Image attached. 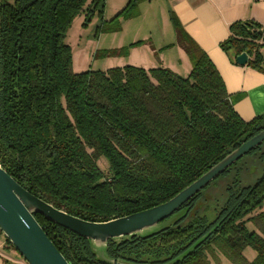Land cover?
<instances>
[{"label": "trees", "instance_id": "trees-1", "mask_svg": "<svg viewBox=\"0 0 264 264\" xmlns=\"http://www.w3.org/2000/svg\"><path fill=\"white\" fill-rule=\"evenodd\" d=\"M142 1L128 0L100 29L119 31ZM85 2L0 0V164L54 207L102 222L169 200L258 133L264 114L239 117L217 68L176 19L191 63L186 77L162 66L73 71L66 31L85 9L86 20L101 15L106 0ZM220 45L247 53V65H264V28L251 22L233 24ZM246 156L261 164L248 184ZM221 176L223 191L213 196ZM216 179L159 231L108 240L106 256L125 264H217L218 252L232 264H264V142ZM34 216L70 264H112L89 239ZM247 247L256 253L250 261Z\"/></svg>", "mask_w": 264, "mask_h": 264}, {"label": "crops", "instance_id": "crops-1", "mask_svg": "<svg viewBox=\"0 0 264 264\" xmlns=\"http://www.w3.org/2000/svg\"><path fill=\"white\" fill-rule=\"evenodd\" d=\"M127 1L116 2L114 12H119ZM107 3L109 4V0H106L105 6ZM142 11L149 12V25L152 28L161 29V26L158 27L154 23L161 18L162 21H167V26L169 22L176 32L173 23V19H176L184 36L204 51L217 68L233 100V108L241 119L249 121L264 114V65H240L236 61L235 51L224 50L220 45L231 34V26L235 23L251 22L259 28H264V0H145L139 4V16ZM123 21L125 20L121 21V25ZM138 41L142 43L134 50L145 53L141 57L146 58L144 65L149 68L162 66L178 72L179 66L183 65L190 71L191 63L183 46L178 43L177 35L176 39H168L165 35L155 37L154 32H150L146 38L133 42ZM167 51H173V56H165L163 53ZM154 57L158 58V63L153 61ZM241 163H245L243 170L253 171L252 175L241 173L243 183L253 182L261 172L260 162L253 156H247ZM0 264H28L2 233Z\"/></svg>", "mask_w": 264, "mask_h": 264}, {"label": "water", "instance_id": "water-1", "mask_svg": "<svg viewBox=\"0 0 264 264\" xmlns=\"http://www.w3.org/2000/svg\"><path fill=\"white\" fill-rule=\"evenodd\" d=\"M248 59L245 52L236 56L240 65H245ZM263 142L264 127L169 200L102 222L84 220L54 207L21 186L0 164V232L28 264H70L36 220L34 214H40L89 239L102 260L112 264H125L106 256L108 240L133 235L147 236L159 231L166 224L164 220Z\"/></svg>", "mask_w": 264, "mask_h": 264}, {"label": "rangeland", "instance_id": "rangeland-1", "mask_svg": "<svg viewBox=\"0 0 264 264\" xmlns=\"http://www.w3.org/2000/svg\"><path fill=\"white\" fill-rule=\"evenodd\" d=\"M119 0H109V4L104 6L101 15L98 11H95L89 19L86 20L85 17L86 9L77 15L71 22V25L66 31L65 42L70 46L71 49V59H72V68L75 72H82L85 70H106L110 67H122L125 65H134L141 66L143 68H149V66L144 65L146 61L144 52L135 51V48L140 45H130L133 41L137 39H144L150 35V32H154L155 37L158 35H165L168 39H176V32L172 28L171 24L166 20L157 19L154 21L158 27L161 26V29L149 25L151 21L149 12L142 11V15H138L131 20L123 21L121 29L119 31H102L99 27L102 20H110L116 13L114 8L116 2ZM91 0H86L85 8ZM106 3V2H105ZM146 6V5H143ZM153 29V30H152ZM127 47V48H126ZM125 48L124 50H121ZM165 56H173L172 52L163 53ZM158 55V54H157ZM163 58V57H161ZM153 61L158 63V58L154 57ZM176 72L181 76H187L189 69L185 66H179V70ZM247 157V156H246ZM244 157V158H246ZM255 160H257L255 158ZM244 165L245 163H241ZM99 167L104 173L108 172L107 162L101 158L98 162ZM252 175V169L243 170L244 173ZM260 174V173H259ZM257 174V175H259ZM224 176L216 179L215 182H219L217 189H212L213 196H219L223 191V181ZM256 178V175L253 176V180ZM220 180V181H219ZM252 180V179H251ZM252 180V181H253ZM246 184V181H244ZM264 209V205L262 207ZM248 228L252 229L253 223H248ZM218 254L217 264H232L224 255ZM255 251L247 247L244 250V257L247 261H250L255 257ZM213 262V261H212Z\"/></svg>", "mask_w": 264, "mask_h": 264}]
</instances>
